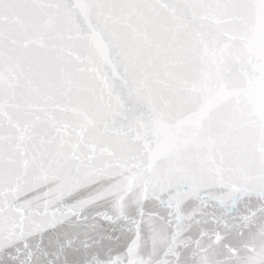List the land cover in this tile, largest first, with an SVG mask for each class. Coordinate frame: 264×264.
Returning <instances> with one entry per match:
<instances>
[{
  "label": "snow or ice",
  "instance_id": "obj_1",
  "mask_svg": "<svg viewBox=\"0 0 264 264\" xmlns=\"http://www.w3.org/2000/svg\"><path fill=\"white\" fill-rule=\"evenodd\" d=\"M0 264H264V0H0Z\"/></svg>",
  "mask_w": 264,
  "mask_h": 264
}]
</instances>
